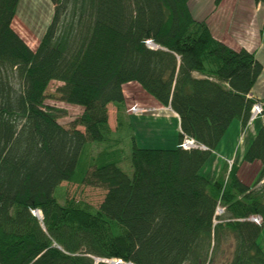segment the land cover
<instances>
[{
	"label": "trees",
	"instance_id": "16d2710c",
	"mask_svg": "<svg viewBox=\"0 0 264 264\" xmlns=\"http://www.w3.org/2000/svg\"><path fill=\"white\" fill-rule=\"evenodd\" d=\"M50 1L33 49L12 25L19 0H0V264H264V127L243 156L261 163L251 183L236 163L200 174L234 118L244 129L264 104L256 55L213 36L190 0ZM52 81L51 98L83 109L68 125L46 103ZM129 83L178 115V147L136 144ZM64 182L106 193L62 203Z\"/></svg>",
	"mask_w": 264,
	"mask_h": 264
},
{
	"label": "crops",
	"instance_id": "0c3cea01",
	"mask_svg": "<svg viewBox=\"0 0 264 264\" xmlns=\"http://www.w3.org/2000/svg\"><path fill=\"white\" fill-rule=\"evenodd\" d=\"M209 1L211 4L206 9H201L202 13L199 11L195 14L193 0H190L188 5H190L192 16L205 20L211 28L212 35L216 38H220L235 49L245 47L246 50L252 51L258 58L257 60L264 65V2L257 4L252 0H220L215 4V0ZM144 93L148 95L145 97L146 102L152 103L151 106L154 109L152 112L157 115L163 111L168 116L167 118H174L177 122L176 128L180 133L178 115L170 108L163 107L162 104L154 101L150 94ZM251 96L264 100V69L254 84ZM241 123V120L234 118L220 144L213 150L211 159L213 158L215 165L210 172L209 177L211 178L209 179L215 180L220 177L227 164L230 167L235 163L238 164L241 181L251 183L257 176L261 163L259 161L253 164L244 163L243 156L248 145L254 140L258 128L264 127V118L256 117L254 122L246 125L244 129H242Z\"/></svg>",
	"mask_w": 264,
	"mask_h": 264
},
{
	"label": "rangeland",
	"instance_id": "374dc122",
	"mask_svg": "<svg viewBox=\"0 0 264 264\" xmlns=\"http://www.w3.org/2000/svg\"><path fill=\"white\" fill-rule=\"evenodd\" d=\"M19 5L16 9V18L13 21V27L24 38V41L31 45L33 49L38 46L39 37H41L49 25L52 12V2L50 0H19ZM211 4L209 0H193L192 5L194 6V12H203L201 9H206ZM60 83L52 81L50 83L49 90H47L48 100L46 101L49 105H55L59 108H66V114L58 121L62 126L68 125L71 121L81 113L83 110L78 105H67L65 102H60L55 98H51L50 95L58 88ZM140 85L132 84L125 85L124 92L128 97L126 100L130 105H139L141 108L148 110L147 113L143 114H132L131 111L125 109L124 114L128 117L127 119L133 125L132 132L135 135L136 144L144 148H165L171 149L178 147L179 133L176 128L177 122L174 118H167L168 116L163 111L159 114L153 113L151 102L147 101L146 95L141 91ZM127 103V102H126ZM134 103V104H133ZM129 106V105H128ZM152 109V110H150ZM109 123L113 129H116V107L111 106L109 108ZM128 150V147H126ZM213 158L206 162L205 167L200 171V174L210 176L211 170H213L214 164ZM211 178V177H209ZM55 197L59 202L64 203L65 198H72L76 201L82 200L90 203L94 207H98L103 201L104 194L106 191L99 187H93L91 185L84 186L80 184H72L71 182H64L62 185L57 187L55 191ZM259 244L264 247V228L261 232Z\"/></svg>",
	"mask_w": 264,
	"mask_h": 264
},
{
	"label": "built area",
	"instance_id": "2783aa9c",
	"mask_svg": "<svg viewBox=\"0 0 264 264\" xmlns=\"http://www.w3.org/2000/svg\"><path fill=\"white\" fill-rule=\"evenodd\" d=\"M147 46H149V48H152V49H155V47H157V45L153 44L152 41H147ZM252 112L250 113V120H249V123L248 125H250L251 123L254 122V120L256 119V117H260L262 112H264V104L261 102V101H256L254 104H253V107H252ZM152 110V109H150ZM154 110V109H153ZM130 111L132 114H145L148 112L147 109H143L141 108V106L139 105H135L133 107L130 108ZM182 145H183V148H185L186 150H190L192 148H197V149H201L203 150L205 148V145L204 144H200L198 142H196V140L194 138H190L189 136H183L182 138V141H181ZM222 209L221 207L219 209H217V213H222ZM36 214V212L34 213ZM251 220H253V222L255 223H259L260 220H261V216H256V217H251L250 218ZM116 264H119V263H116Z\"/></svg>",
	"mask_w": 264,
	"mask_h": 264
},
{
	"label": "bare ground",
	"instance_id": "6f19581e",
	"mask_svg": "<svg viewBox=\"0 0 264 264\" xmlns=\"http://www.w3.org/2000/svg\"><path fill=\"white\" fill-rule=\"evenodd\" d=\"M215 221H217V220H215ZM216 223V222H215ZM112 262V261H111ZM116 263V262H115Z\"/></svg>",
	"mask_w": 264,
	"mask_h": 264
},
{
	"label": "water",
	"instance_id": "95a60500",
	"mask_svg": "<svg viewBox=\"0 0 264 264\" xmlns=\"http://www.w3.org/2000/svg\"><path fill=\"white\" fill-rule=\"evenodd\" d=\"M117 263V262H116ZM120 264V263H119Z\"/></svg>",
	"mask_w": 264,
	"mask_h": 264
}]
</instances>
